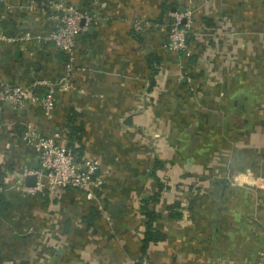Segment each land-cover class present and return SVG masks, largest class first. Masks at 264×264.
Returning <instances> with one entry per match:
<instances>
[{"label":"crops","instance_id":"obj_1","mask_svg":"<svg viewBox=\"0 0 264 264\" xmlns=\"http://www.w3.org/2000/svg\"><path fill=\"white\" fill-rule=\"evenodd\" d=\"M55 1L0 2V32L25 37L23 41L0 44V82L33 88L41 95L42 88L32 86L34 80L57 81L64 76L66 55L49 40L56 23ZM62 1L80 9L90 8L94 15L92 29L87 27L77 37L73 70L68 78L71 86L55 94L50 118L31 101L19 112L0 102V192L7 202L0 211V264H264V188L222 187L218 182L212 192L208 187H194L190 192L182 182L185 177H203V165L197 162H210L203 151L190 157L187 152L176 160L169 156L153 159V154L146 153L148 144L140 135L144 129L156 133L151 115L154 111L162 113V108L147 107L146 96L156 94L151 93V84L160 82L155 78L157 70L159 66L167 67L172 56L161 48L165 40L163 20L167 13L183 8L186 0ZM195 4L193 30L202 35L207 31L219 33V51H225L227 45L234 47L232 50L264 51V0H195ZM151 55L159 61L150 59ZM200 61L198 58L192 64L202 68ZM221 65L218 68L224 66ZM194 73L196 99L187 88L180 94L166 91L165 104L174 99L179 103L176 113L182 127L187 123L183 116L189 118L197 112L194 132L202 131L206 127L201 123L205 110L200 108L205 105L204 96L208 97L212 107L208 115H216L208 128L214 140H221L223 114L226 113L223 128L227 132L230 123H237L234 115L238 100L245 98L244 91H239L241 80L237 77L241 74L208 79L205 75L206 79H199ZM212 85L213 90H209ZM164 110L169 111L167 107ZM172 114L173 109L165 118L166 126L172 129L168 137L175 130ZM27 124L53 134L61 143L71 142L82 156L99 161L106 176L104 203L108 207L115 200L112 205L118 206L117 210H128L117 223L116 238L110 237L113 232L101 218L104 209L78 190L66 191L58 201L45 194L21 192L18 180L23 178L26 185V169L37 164L33 148L21 137ZM71 129L75 134L68 135ZM243 130L247 136L244 150L252 148L255 153L245 163L255 164L264 175V125L250 120ZM157 135L162 137L160 132ZM225 147L230 153L232 145L228 142ZM212 157L228 162V168L229 161H237L231 154ZM156 161L160 166L154 170ZM165 171L177 180L165 183ZM153 172L156 177L151 175ZM155 178L163 181L164 190L155 205L148 203V208L158 215L153 228L162 232L164 239L150 242L142 252L146 218L141 206L151 192H146L141 183ZM120 184V190H115ZM157 187L158 184L156 190ZM131 195L138 198L130 201ZM173 202L179 203L176 210L180 218L169 216ZM92 206L100 210V217L88 227L82 217ZM141 223L143 229L139 231L135 225L139 227Z\"/></svg>","mask_w":264,"mask_h":264},{"label":"rangeland","instance_id":"obj_2","mask_svg":"<svg viewBox=\"0 0 264 264\" xmlns=\"http://www.w3.org/2000/svg\"><path fill=\"white\" fill-rule=\"evenodd\" d=\"M185 5L186 4H184V7L181 9L173 10L170 13H167V16L163 20L164 23L162 25L165 30V40L164 43L161 45V48L171 52L172 56L170 57V59L168 58L167 60V67L159 66L157 70L155 78H157V80H160V82L158 81L156 84H151V93H154V91H156V94H154L152 98L146 96V100H148L147 107L154 108L157 106L158 108H162V113L154 111V114L151 115L152 124L154 125L155 130H157L156 133H153L152 131L150 133L147 129H144L145 132H140V135L143 137V140L148 144L146 145L143 142L144 145L147 146L146 153L151 155L153 154V159H166L169 156L176 160L182 155H185L187 152H189L188 156L190 157V155L200 154L203 151L204 157L209 158L210 162L201 163L198 160L194 161V163L198 161L197 164L200 166L203 165V177H196V179L192 180L189 179L190 177H185L183 179V182L182 180H180L182 184H184L183 186L188 185V190L190 192L194 189V187H197L198 189H204L208 187V192H212V189L218 182L222 187L246 185L254 188H264V175L261 174L260 168L256 167L255 164L249 165L245 163L246 158H248L250 154H255L253 153L254 150H252V148L244 150L243 148L244 140L247 137L246 132L243 130L244 124H248L250 120H253L259 121L261 122V125H264V51L259 52L254 49L249 51L242 48L237 49V47L232 50L234 47H230L228 45L224 46V48H227L225 51H219L221 46L220 41L222 37L219 36V33H213L208 31L204 35H202L203 33L198 34L196 31H194L195 29L193 30L195 23L193 20L194 16H192L189 26L183 25V23H185V19H181V28L185 30V37L187 39L186 48L176 50L169 48V31L172 24L176 21L174 14L175 12L179 14L181 11H183ZM88 10L91 9L88 8ZM198 58L201 59L200 63L202 64V68H200L196 64H194V67V65L192 64L197 61ZM220 64L224 66L222 68H218ZM232 67H234V69H232ZM198 69L201 70V72L199 71L200 74L195 71ZM194 72L198 74L199 79L202 77H205L206 79V76L208 79L209 77L216 75L227 76L229 74L230 76H234L236 74H241V76L237 77L239 80H241V82H239V91H244L245 98L242 99L243 102L241 100H238L237 104L234 102L237 105L236 108H238L236 110V115H234L237 118V123H230V126L228 128L229 130H227V132L224 131V129L226 128H223L225 127L224 125L226 113L223 114L221 119L223 122L220 125L221 130L223 132L220 133L222 135L221 140H214V133L212 130L209 131L208 128L212 126L210 124H213L216 118V115L212 114L210 117L208 115V113H210L209 109H212V107L209 105L211 101L208 99V97L204 96L206 106L204 105L200 108L201 110H205H203L205 116L202 119L201 123L204 124V126L206 127L203 128L202 131L199 130L194 132L195 125L198 122L196 116H198L199 114L197 112L192 113L189 118L184 119L183 116V120H186L187 123L184 124V126L182 127L180 125L182 123V119L181 117H178L179 113H176L180 109L179 103H177L176 99H174L171 104L167 105L168 100L165 98L166 91H174L176 92V94H180L182 90L187 88L193 98L196 99L197 83L195 80H193V77H195ZM213 85L210 86L209 90H213ZM203 87L204 86H201L199 90L202 91ZM159 88L161 89L160 92ZM201 95L202 93H199V100L201 99ZM164 107H167L169 111L164 110ZM171 109H173L174 114H172L170 117L173 119V121H175L174 125L175 130L177 131L174 130L171 133L170 138L166 136V134H168L172 129L166 126L165 118H167L166 114L171 113ZM241 110L243 111L242 116L240 115ZM176 117H178V119L174 120V118ZM181 127L182 129L178 130ZM157 132H160L162 136L161 138L157 137ZM190 132L193 135L189 134ZM156 137L157 139H155ZM228 142L232 145L230 153L229 149L225 147L226 143ZM206 145L209 146L206 147ZM196 147L198 148L196 149ZM76 153L79 159L86 157L82 156L77 146ZM230 154L233 158H236L237 161L233 164L231 161L228 160L231 165L229 168L228 162L226 163L220 158L214 159L212 157V155L229 156ZM195 158H197V156ZM196 176L199 175L196 174ZM103 177V184L95 190V198L88 200L94 205L99 206L101 209H104L101 212V218H103L107 222L105 224L107 225L106 228L113 232L112 235L109 233V236L111 235L110 237L114 236L116 238V235L119 232V230H117V223L121 222L120 219H122L124 215L128 214V210H117L116 207L118 206L112 205L115 200L109 203L107 208H102V206L104 205L102 194L104 195V187H106V176L104 171ZM162 177V180L165 181V183L171 184V182H173L172 180H177L173 177L171 178L170 174H168V171H165ZM140 180L138 181V183L140 182ZM163 181L160 182L163 183ZM157 184L158 182L154 179L148 181L142 180L141 186L146 190V192L150 191V195L153 196V193L157 191L155 189ZM125 187L129 186L125 184ZM120 188L121 184L119 185V187H115V190H120ZM162 190H164V188ZM161 196H164V194H161ZM136 198L138 197H134L133 195H131L129 200L135 201ZM159 198L160 194L156 200L152 199L151 201H149V203L155 205L156 201H158ZM119 199H122L123 201L122 196L121 198L119 196ZM174 210L177 211L176 208ZM142 223L139 227L138 225H135L137 230L140 231L143 229Z\"/></svg>","mask_w":264,"mask_h":264},{"label":"built area","instance_id":"obj_3","mask_svg":"<svg viewBox=\"0 0 264 264\" xmlns=\"http://www.w3.org/2000/svg\"><path fill=\"white\" fill-rule=\"evenodd\" d=\"M2 1L4 0H0ZM53 4L56 23L49 35V40L55 48L65 53L66 73L57 81L47 78L34 80L32 86L34 88L40 86L41 95L33 88L0 82V102L6 104L13 112H19L31 101L41 107L46 118H50L55 107V94L71 86L68 78L73 70L77 37L90 26L94 15L91 10L80 9L79 6L62 0H57ZM185 4L183 11L179 14L175 12L176 21L169 31V48L174 50L185 49L187 46L185 30L181 28V19H185L183 25H190L195 11V0H186ZM24 39L23 36L0 32V44L14 43ZM21 137L33 148L37 161L36 166L26 169L25 172L36 177L35 184L24 185L23 178L19 179L21 192L45 194L52 200L58 201L62 199L66 191L78 190L87 199L95 198V190L103 184L104 180L103 171L96 158L79 159L72 147L59 142L53 134L41 132L35 125L27 124L21 130Z\"/></svg>","mask_w":264,"mask_h":264},{"label":"trees","instance_id":"obj_4","mask_svg":"<svg viewBox=\"0 0 264 264\" xmlns=\"http://www.w3.org/2000/svg\"><path fill=\"white\" fill-rule=\"evenodd\" d=\"M150 59H156L157 62L159 61L158 57H155L153 55L150 56ZM72 132L70 134H75V131L73 129H71ZM76 130V129H75ZM77 131V130H76ZM68 146L72 147L74 151H76V146L73 145L71 142H68ZM160 166V163L158 161L155 162L154 164V170L156 169V167ZM151 175L153 177H156V175L153 173H151ZM2 174L0 172V186L2 185ZM156 180H158V187H157V191L155 193H153L152 195L147 196L146 198L143 199V204L141 206V212L142 214L145 216L146 221H145V231H144V235L142 238V252H145L148 244L150 242H156L159 240L164 239V234L158 230H155L153 228V222L156 220L157 218V214L154 210H151L150 208H148V203L149 201H151L152 199H157L161 189L163 188L164 184L162 182L159 181V178H155ZM7 206V202L5 201L4 197H3V193L0 192V211H3ZM104 208H107V203H104ZM179 206L178 202H173L170 206H169V216L173 217V218H180L181 214L178 213L177 211H175L174 209L177 208ZM100 217V210L95 207L92 206L88 212V214L84 215L82 217V220H84L87 224L88 227H91L95 220L98 219Z\"/></svg>","mask_w":264,"mask_h":264},{"label":"water","instance_id":"obj_5","mask_svg":"<svg viewBox=\"0 0 264 264\" xmlns=\"http://www.w3.org/2000/svg\"><path fill=\"white\" fill-rule=\"evenodd\" d=\"M89 29H92V26H90ZM25 180L26 185L33 186L35 184L36 177L34 175H27Z\"/></svg>","mask_w":264,"mask_h":264}]
</instances>
